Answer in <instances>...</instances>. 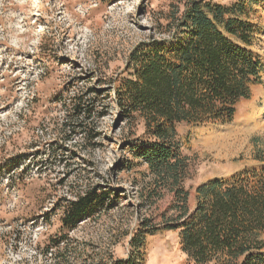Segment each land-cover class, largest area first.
<instances>
[{
	"label": "rangeland",
	"instance_id": "374dc122",
	"mask_svg": "<svg viewBox=\"0 0 264 264\" xmlns=\"http://www.w3.org/2000/svg\"><path fill=\"white\" fill-rule=\"evenodd\" d=\"M179 1L0 0V264H114L133 256L137 230L135 264H194L179 230L164 227L177 215L173 195L154 199L137 156L143 122L119 104L136 57L176 49ZM205 2L242 6L261 72L231 122L175 125L189 212L198 185L264 170V0ZM79 100L85 113L72 111ZM93 187L109 192L107 207L63 229L66 203Z\"/></svg>",
	"mask_w": 264,
	"mask_h": 264
},
{
	"label": "trees",
	"instance_id": "16d2710c",
	"mask_svg": "<svg viewBox=\"0 0 264 264\" xmlns=\"http://www.w3.org/2000/svg\"><path fill=\"white\" fill-rule=\"evenodd\" d=\"M242 14L240 4L225 7L180 0L171 20L176 49L169 52L153 46L141 59L136 57L134 80L125 81L119 98L125 115H138L148 136L136 153L154 176V199H159L157 190L173 195L177 215L164 227L179 230L182 252L194 264L213 260L264 264V241L259 239L264 233V170L244 172L231 183L213 180L198 185L196 205L189 212L183 187L187 163L175 131L181 123L231 122L237 103L248 99L250 87L259 83L261 64L247 50L256 28L240 20ZM72 109L86 111L81 100ZM110 198L109 192L93 187L68 201L60 219L62 228L74 230L105 209ZM141 243L142 232L137 230L129 242L133 256L114 264H135Z\"/></svg>",
	"mask_w": 264,
	"mask_h": 264
}]
</instances>
